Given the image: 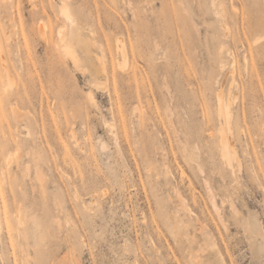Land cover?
<instances>
[{
	"label": "rangeland",
	"instance_id": "rangeland-1",
	"mask_svg": "<svg viewBox=\"0 0 264 264\" xmlns=\"http://www.w3.org/2000/svg\"><path fill=\"white\" fill-rule=\"evenodd\" d=\"M0 264H264V0H0Z\"/></svg>",
	"mask_w": 264,
	"mask_h": 264
},
{
	"label": "bare ground",
	"instance_id": "bare-ground-1",
	"mask_svg": "<svg viewBox=\"0 0 264 264\" xmlns=\"http://www.w3.org/2000/svg\"><path fill=\"white\" fill-rule=\"evenodd\" d=\"M63 14L65 15V18L68 22V30H61L59 31V38H60V47L62 49V52L67 56L70 60H72L75 64H78V55L75 49L74 42H78L77 40V34L76 31L78 30L77 28V20L76 18L72 15L70 10L68 8L63 9ZM77 39V40H76ZM124 52V51H123ZM100 63L104 60L102 58H99ZM102 69L105 70V66L102 64ZM219 99L222 101L223 100V92L219 93ZM219 100V103H220ZM228 103V102H227ZM223 106V104H222ZM227 106V104L225 105ZM225 109V108H224ZM223 109V110H224ZM231 109V108H230ZM226 110V109H225ZM232 111V110H231ZM228 113V111H226ZM225 116L227 117V114L225 113ZM226 120V119H225ZM228 120V117H227ZM230 120V117H229ZM229 124V122H227ZM228 128V127H227ZM226 146V145H225ZM223 146V149H225ZM227 148V147H226ZM230 148V147H229ZM228 149V148H227ZM233 149V148H232ZM230 152V151H229ZM226 154V153H225ZM233 156V155H232ZM9 162V161H8ZM215 206V199H213ZM26 262V260H25ZM28 262V261H27Z\"/></svg>",
	"mask_w": 264,
	"mask_h": 264
}]
</instances>
